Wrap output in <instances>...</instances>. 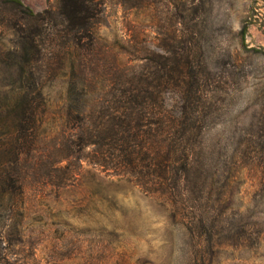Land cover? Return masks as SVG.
Returning <instances> with one entry per match:
<instances>
[{
    "label": "rangeland",
    "instance_id": "obj_1",
    "mask_svg": "<svg viewBox=\"0 0 264 264\" xmlns=\"http://www.w3.org/2000/svg\"><path fill=\"white\" fill-rule=\"evenodd\" d=\"M103 1L90 50L67 32L59 0H22L35 13L51 12L35 66L43 100L38 126L46 138L40 152L73 132V103L81 101L73 86L104 89L87 99L93 103L126 85L152 103L171 69L189 68L190 54L194 70L210 74L195 87V100H179L171 88L161 97L168 110L178 100L179 113L200 123L204 193L165 203L85 163L75 184L40 194L36 186L53 183L57 172L39 156L15 257L22 264H264V0ZM20 43L0 15V102L11 87L34 86L21 81ZM74 65L87 77L73 80Z\"/></svg>",
    "mask_w": 264,
    "mask_h": 264
},
{
    "label": "trees",
    "instance_id": "obj_2",
    "mask_svg": "<svg viewBox=\"0 0 264 264\" xmlns=\"http://www.w3.org/2000/svg\"><path fill=\"white\" fill-rule=\"evenodd\" d=\"M59 3V13L75 44L93 50L95 26L104 14V1L59 0ZM3 5L0 15L14 25L25 51L18 63L21 81H33L34 86L11 87L5 92L8 99L0 102V264H22L13 250L24 236L28 191L34 187L28 179L36 174L35 160L39 156L57 172L53 183L36 186L40 194L48 187L63 189L75 184L85 163L107 176L127 179L146 195L165 203L181 196L187 201L196 200L204 193L202 150L198 146L200 123L185 112L179 113L178 100L168 110L161 97V90L166 93L171 88L175 95L179 94V100L191 102L195 87L210 75L194 70V55L184 58L189 68L171 69L172 79L155 88L152 103L149 98L146 103L141 102L137 92L126 90L127 85L114 98L93 103L87 99L103 95L104 89L90 84L73 86V97L81 99L73 103V121H69L73 123V132L58 135L53 150L42 153L39 145L46 138L41 137L38 124L43 100L35 66L42 57L43 18L51 12L35 13L22 0H4ZM161 74L157 72L158 76ZM85 76L83 68L74 65L73 80ZM64 162L66 166H62ZM215 177L211 176L212 185L216 183ZM261 186L264 188V182ZM173 208L180 209L176 204Z\"/></svg>",
    "mask_w": 264,
    "mask_h": 264
}]
</instances>
